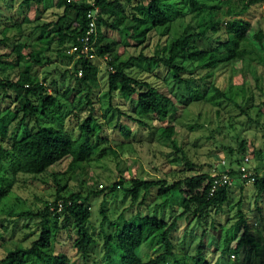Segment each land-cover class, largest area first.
I'll return each instance as SVG.
<instances>
[{
    "label": "rangeland",
    "instance_id": "obj_1",
    "mask_svg": "<svg viewBox=\"0 0 264 264\" xmlns=\"http://www.w3.org/2000/svg\"><path fill=\"white\" fill-rule=\"evenodd\" d=\"M21 1L0 0V77L9 78L13 82L17 80L25 61L13 66L16 59L13 48L18 39L30 43L29 47L22 50V55L24 59L30 60V52L41 50L40 56L44 63L42 66L32 65L30 72L38 76L49 94L57 97V102L49 110H42L38 105L39 101L31 97L36 104L33 115L26 116L17 138L34 131L37 122L52 125L75 138L78 135V124L92 109L95 116L93 128L103 140L100 143L102 151L106 152V146H109L117 153V157L108 152L73 171L69 169L65 159L44 174L30 176L18 172V161L7 153L0 164V260L7 251L18 245L27 247L37 239L40 223L34 213L44 207L46 202L55 199V184L61 188L63 196L75 192L87 196L89 191H93L87 199L90 217L86 222V229L94 236L95 244L83 258L73 247L76 235L72 223H65L62 214L56 219L51 215L48 224L52 232L51 245L44 253H63L69 258L68 264H120L119 254L113 249L110 254L105 253L104 237L121 229L130 216L137 213H155L159 219L171 221L173 216L183 210L184 195L173 193L159 196L157 190L152 189L149 194L144 195L142 203H139L142 196L133 202L121 187H117L112 193L107 190L99 193L98 189L101 187L118 183L121 177L165 178L170 183L178 178L201 173L211 175L217 169L235 168V159H242L244 155L250 157L249 169L257 173L258 177L264 178L263 63L256 62L252 65L247 60H236L228 67L212 71L198 68L192 75L186 73L182 76L188 82V86H185L176 83L172 74L162 66L143 59H132L129 62L126 72L130 76L151 83L175 102L176 112L171 119L174 120V137L182 150L181 156H175L170 144L158 139L156 129L161 123L156 116L138 115L133 97H126L119 91L109 93V59H91L99 68L98 83L88 88L77 85L73 63L56 55L59 50H64L69 41L60 47L55 35L57 27L51 24L45 28V25L58 22V28L66 26L74 18L75 12L67 13L62 22L59 18L63 15L64 7L56 6L57 0H41L40 4L31 3L27 7ZM85 1L93 3V0ZM194 1L197 3L196 7H191L188 0L175 3L174 7L169 6V23L152 31L144 47L119 46L116 49L119 61L126 62L140 51L151 56L157 49L160 51L162 45H169L185 31H197L199 10L218 6V2ZM120 3L130 14L132 5L124 0H120ZM245 19L257 24L264 32V2L252 8ZM124 25L131 26V23L126 21ZM48 30L49 42L40 41L39 37ZM222 40L223 25L217 34L194 39L190 49L211 50ZM47 57L51 59L50 63L46 62ZM216 91L225 93L232 101L225 100ZM5 94L14 98L15 93L0 89V107L7 116L12 131L18 125L17 119L22 116V112L14 115L12 109L17 102H11L4 97ZM17 95L22 104H25L23 91L18 90ZM128 117L142 121L145 126L133 123ZM123 125L131 128L129 138L121 130ZM11 135L3 140L6 148L10 147ZM241 143L244 145L243 151L240 150ZM221 161L225 162V166L221 165ZM229 191L230 200L223 206L211 207L195 214L192 207L177 222L170 234L173 255L166 264H194L192 257L196 255L200 239L210 264L264 262V192L257 193L251 183L244 185L241 190L234 183ZM240 198L243 199L241 209L247 235L253 246H243L235 254L222 252L220 247L223 236L220 232L222 228L233 229L237 220V201ZM103 214L106 215L105 220ZM242 231L241 227L236 239L230 242L231 249L235 248ZM164 250L161 234L157 232L143 242L136 253L146 261ZM38 264L47 263L40 257Z\"/></svg>",
    "mask_w": 264,
    "mask_h": 264
},
{
    "label": "trees",
    "instance_id": "obj_2",
    "mask_svg": "<svg viewBox=\"0 0 264 264\" xmlns=\"http://www.w3.org/2000/svg\"><path fill=\"white\" fill-rule=\"evenodd\" d=\"M132 5L131 13H127L122 7L120 0H93L95 5L100 8L96 23V38L93 45L92 54L97 58L109 59L111 71L108 74V91L113 93L121 92L124 96L135 99V112L138 115H153L158 118L161 125L156 129L158 139L166 144H170L175 156L182 155V150L174 137V120L171 119L176 112L175 102L171 97L161 93L157 87L145 80H139L130 76L126 72L129 62L143 59L146 62L162 66L172 74L173 80L178 84L188 86V82L182 76L186 73L193 74L198 68L209 69L210 71L217 68H225L236 60H247L249 64L254 65L256 62L264 64V32L256 24L245 19L247 13L254 7L259 6L264 0H217L218 6L200 9L197 19V31H185L179 38L173 40L169 45H162L151 56L144 55L141 51L137 56H131L126 62L119 61V54L116 49L121 46L132 48L137 46L144 47L146 40L150 37L152 31L164 27L169 23L168 7H174L175 3L183 0H124ZM191 7H196L194 0H188ZM31 3L40 4L41 0H22L21 4L25 7ZM56 6H63V15L59 18L63 22L65 15L71 11L75 12L74 18L66 25L58 28V22L48 23V26L55 25V35L57 42L62 47L66 41L68 45L64 50H59L57 56L65 58L72 62V68L75 80L79 87L88 88L96 86L98 83V66L78 53L68 54L67 49L70 45L76 43L77 39L84 35L88 27L86 11L91 8L88 1H71L57 0ZM130 21L131 26L124 25ZM223 25L224 40L220 41L211 50L208 49H190L191 42L196 38H206L219 32L220 26ZM49 32L39 37V40L49 42ZM30 43L17 40L13 50L16 59L13 66L24 62V67L18 72L16 81L9 78L0 77V89L4 92L13 91L15 97H9L11 102L16 101L17 105L13 110L17 116L19 111L22 116L17 119L18 125L11 131L7 116L0 107V164L8 153L18 161V172L30 176H39L44 174L55 164L67 159V165L71 171L80 165H85L93 161L96 157L104 156L108 152L117 157V153L106 146L102 151L100 143L103 141L93 128L95 116L90 109L87 116L82 120L77 128V137L70 136L67 132L54 128L52 125L41 124L37 122L36 129L17 138L20 126L24 123L26 116L33 115L36 104L31 97L39 101L38 105L42 110H49L57 102V97L47 92L46 86L39 81L37 75L30 72L32 65H43L41 59V50L30 52L29 59H24L22 50L29 47ZM43 51L45 49H42ZM160 52H162L160 54ZM47 63L51 59L47 57ZM257 65V64H256ZM5 68V66L3 67ZM81 75H78V72ZM23 91V98L26 103L22 104L18 99L17 91ZM218 92V91H216ZM225 100H230L225 93L218 92ZM19 104L21 107L19 108ZM121 115V113L118 111ZM125 116V115H124ZM126 117V116H125ZM130 120L140 126H145L140 120L132 117ZM262 118L264 124V101L262 102ZM126 138L130 137L131 128L122 126L121 128ZM13 136H12V135ZM12 136L9 148H6L3 140ZM105 142L107 140H104ZM107 143V142H106ZM108 145V144H107ZM244 145L241 143V149ZM232 151V150H231ZM239 163L240 158L235 159ZM232 175L237 171L230 169ZM253 184L257 193L264 192V178L258 177ZM212 174L201 173L188 177L178 178L168 182L165 178L143 179L141 177H121L118 183H113L107 187L98 189L99 193L107 190L112 193L117 187L123 188L122 191L129 194L133 202L137 201L140 196L142 203L144 195L150 193L152 189L157 190L159 196L173 193L184 195L182 201L183 210L173 216L171 221L161 220L154 213L152 215L139 213L130 216L121 229L112 235L104 237L105 253L110 254L113 249L119 254L120 264H166L168 258L173 255L170 241V234L176 228L177 222L184 217L192 207V212L202 213L208 208H219L230 200V191L227 187L218 188L216 192L210 194V184ZM56 185V195L52 202H46L44 207L37 209L34 216L39 218L40 232L34 241L27 247L18 245L6 252L0 260V264H38L39 258L42 257L47 264H68L69 258L63 253L47 255L44 250L51 245L52 232L49 228V217L52 215L56 219L59 214L63 215L65 223H72L75 239L73 247L79 255L85 258L91 246L95 244L94 236L86 229V222L90 217V209L87 206L88 196L93 193L89 191L87 196L80 192L71 193L68 196L61 195V188ZM240 190L244 185H239ZM63 202L60 211L56 210L57 201ZM70 202V203H69ZM243 199L237 201V220L234 222L233 229H221L220 234L223 236L221 241L222 252L237 253V250L243 246H253L251 238L247 235V226L243 211L241 209ZM121 216V215H120ZM103 219L106 215L103 214ZM243 228L242 235L237 241L235 248H230V242L237 237V232ZM66 228V225H65ZM67 231H69L67 229ZM160 232L165 250L153 257L143 261L137 255L140 245L145 242L154 233ZM193 258L194 264H210L207 260L203 242L200 239L196 248V255ZM264 264V262L262 263Z\"/></svg>",
    "mask_w": 264,
    "mask_h": 264
},
{
    "label": "built area",
    "instance_id": "obj_3",
    "mask_svg": "<svg viewBox=\"0 0 264 264\" xmlns=\"http://www.w3.org/2000/svg\"><path fill=\"white\" fill-rule=\"evenodd\" d=\"M69 1V0H68ZM100 7L91 3V8L86 11V18L88 19V27L80 38L77 39L78 44L74 43L69 46L67 49L68 54L78 53L79 55H84L88 59L95 58V55L92 54L93 45L96 38V23L97 17L99 14ZM78 75H81V72H78ZM249 155H244L242 159L240 158L239 163H236V167L232 168L237 171V174L234 176L230 173V167L225 168L224 170H216L212 174V180L210 184V194H213L217 191L218 188L227 187L229 188L234 183L238 185L252 184L257 179L256 173L249 169ZM221 165L225 166V162L221 161ZM101 187V185H99ZM70 203V202H69ZM63 207V202L61 200L57 201L56 210L60 211Z\"/></svg>",
    "mask_w": 264,
    "mask_h": 264
}]
</instances>
